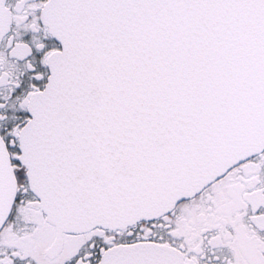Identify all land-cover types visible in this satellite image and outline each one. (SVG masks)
<instances>
[{
  "label": "snow or ice",
  "instance_id": "obj_1",
  "mask_svg": "<svg viewBox=\"0 0 264 264\" xmlns=\"http://www.w3.org/2000/svg\"><path fill=\"white\" fill-rule=\"evenodd\" d=\"M0 264H264V0H0Z\"/></svg>",
  "mask_w": 264,
  "mask_h": 264
}]
</instances>
